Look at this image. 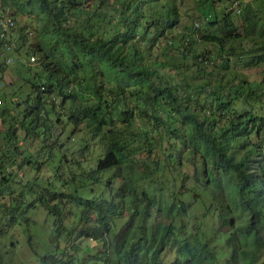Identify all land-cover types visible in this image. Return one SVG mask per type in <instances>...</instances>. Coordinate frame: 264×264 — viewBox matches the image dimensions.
<instances>
[{
  "label": "trees",
  "instance_id": "trees-1",
  "mask_svg": "<svg viewBox=\"0 0 264 264\" xmlns=\"http://www.w3.org/2000/svg\"><path fill=\"white\" fill-rule=\"evenodd\" d=\"M217 2L198 0L197 6L207 24L219 23L221 31L206 32L203 25L196 37L182 32L167 39L169 46L177 40L183 53L195 52L203 75L193 79L184 72L172 83L167 78L171 64L152 54L156 41L178 20L171 0H0V15L12 18L5 28L0 23L5 32L0 71L11 55L15 69L27 72L22 78L29 87L25 108L15 121H6V138L16 148L22 137L40 139L48 157L50 148L62 147L63 135L72 141L70 154L61 152L57 170H50L56 180L55 190L49 191L53 202L41 200L56 225L54 250L38 256V264H264V143L258 141L264 132V89L257 91L254 85L260 82L244 76L236 81L204 73L209 62L213 73L215 67L264 59V41H257L262 49L240 44L230 57L222 55L225 38L238 34L229 33L235 26L229 11L217 18ZM209 8L211 16L205 12ZM237 13L246 33L264 31V13L250 1ZM193 41L200 46L190 45ZM6 103V93L0 94V117L9 113ZM91 139L102 151L92 169L78 175L73 168L83 169L82 151ZM75 144L80 156L73 154ZM183 157L193 165L189 182L188 173L176 184L161 177L168 169L177 170ZM63 161L71 167L64 177ZM139 163L141 175L123 174L124 168L136 173ZM45 165L39 162L37 168ZM116 177L122 180L117 186ZM9 178L2 175L0 181ZM68 180L79 184L62 193L59 186ZM97 183L109 187L108 195L91 194ZM7 193L0 188V198ZM196 198L205 206V220L190 226ZM65 199L80 206L85 226L63 225L60 201ZM0 205L1 232L18 219L5 218L10 210ZM124 210L130 223L117 230L114 222ZM214 221L226 229L211 227ZM75 233L81 242H102L101 248L81 257L73 251L75 244L59 246L57 238L69 240Z\"/></svg>",
  "mask_w": 264,
  "mask_h": 264
},
{
  "label": "rangeland",
  "instance_id": "rangeland-1",
  "mask_svg": "<svg viewBox=\"0 0 264 264\" xmlns=\"http://www.w3.org/2000/svg\"><path fill=\"white\" fill-rule=\"evenodd\" d=\"M247 1H250V3L257 9L260 8V12L264 13V0H220V2H217L216 4L218 6L217 18L220 19L224 12L229 11L233 15V24L235 25L234 28L232 25V29L229 33L238 34V36L232 38H225L224 50L221 52L222 55H228L230 57L234 47H238L240 44L246 49H262V44H259L257 41H264V31L259 33L257 30L250 29L246 33V30L242 25V17L237 13L238 8H241V6L247 3ZM171 2H174L177 13L176 17L178 20L173 27L165 30L163 39L156 41L152 48V54L171 64L172 67L167 68L163 66V69L167 68V78L172 80V83L175 82V80L182 79L184 72L193 76V79L201 78L203 75L199 72V63L192 56L195 52L188 50L183 53L181 52V49L176 48V43L178 42L177 40H175L174 46H169L166 45L167 39L173 35L180 37L182 32H185L184 35H188L189 37H196L201 31L203 25V30L206 32H219L221 31V28L219 27V23H214L213 25L207 24L206 18L198 9V0H171ZM205 12H208V16H211L213 8H209L208 10H205ZM214 12L216 13L215 10ZM260 16V18L264 20L262 14ZM19 19V21H21L20 23L24 21V18L22 17ZM190 45L200 46V42L193 41ZM210 47L211 49H214L213 44H211ZM14 64L15 61H12V63L10 62L7 64L3 71H0V94L2 95L3 93H6L7 103L5 105L9 107V113L1 116L2 118L0 117V145H4L0 146V178L2 175L7 174H10L11 177L5 182L0 181V188L8 192L5 198H0V204H7V206L4 205V207L9 208L10 210V213H7L8 210L6 211L5 218H13L12 216H17L18 220L8 229L5 226H2L3 230L0 232V264H38V256L43 255L45 252H52L54 250V244L51 237L55 233L54 226L56 225L55 216L47 212L46 207L41 200H49L50 202H53V199L49 198V191L55 190L54 183H56V180L49 177L50 170H53V168L57 170L61 161V152L67 153V156L68 153L70 154L72 141L68 139L67 135H65V137L63 135L61 137V141H63L62 147L60 149L58 147H53L52 149L50 148L49 150L52 153H50V156L48 157L45 153L46 151H42V147L40 148L42 141L40 139L33 140L30 136L23 139L24 137L22 136L24 135V131L20 127L17 134L20 133L22 138L19 137L20 140L17 142L18 148H16L14 144L6 138L3 132L5 129L4 127L7 126L6 121L9 119L15 121V117L20 115L21 110L26 106L24 98L26 91L29 90L28 84H26L24 82L25 80L22 78V76L25 77L27 75V72L22 69H19V71L21 70L20 72L17 71ZM241 64L242 66L237 62L232 66L215 67L216 71L211 73L208 72V70L212 67L211 62H209L204 66V73L206 76L212 75L213 77L215 75H219L224 80L234 76L236 81L239 80V76H244L249 82H260V84L254 85L257 91L264 89V59L257 61L256 63L251 62V64L244 65V63L241 62ZM17 100L19 101L18 103H16ZM243 108L244 106L241 104L238 106V109L242 110ZM259 109L260 108H257V110ZM261 111L264 113V104L261 106ZM1 119H5V121ZM68 128L70 129L71 126H68ZM79 140L77 142H79ZM96 141L97 139H91L87 142L89 146H86L88 148L86 150L83 149L82 151L84 161L82 165L84 167L83 169L79 166L74 167L73 169L74 171L76 170V174L79 175L83 171L86 174L87 171L92 169V165H95V158L102 151V146L100 144H96ZM258 141L264 143V132L261 133ZM9 145L10 148L7 151L6 147ZM73 149L74 156L81 155V152L79 151L80 148L78 149V144H75ZM47 152L49 153V151ZM24 159L29 160L30 162L26 163L24 162ZM42 161H45V163L48 162V165L43 166L41 170H39V168H37V164ZM62 164L61 170L63 171L64 177L65 172H70L71 167L68 163H66V161H63ZM178 165L177 170L172 168L168 169L165 173L161 174V177L169 179V182L172 184H176L184 178L186 173H188L189 178L187 179V182H189L193 175V165L191 164V161L188 158L183 157L182 160L178 162ZM142 167V164L139 163V169H137L136 173L129 172L128 170L126 171V168H124L123 174L125 173L129 176H135L138 173L141 175ZM105 177L106 174H103V178ZM55 178L58 180L57 177ZM173 179H175L176 182H174ZM67 182L68 184H66V186H59L62 193L71 192L75 185L79 184L78 180H68ZM120 182H122L121 178L116 177L113 184L117 186ZM108 188L109 187L106 185L97 183V186H94L93 191L91 190V194L96 195L105 193V195H108ZM196 188L197 190H200V186H197ZM112 192L113 191H111V193ZM202 194L205 199H208L204 192H202ZM66 199L69 200L70 197L66 196ZM66 199L65 201H60L63 212V225L69 228H73L76 225L80 226V224L85 226V221L80 222V206L75 205ZM2 208L3 206L0 205V211ZM191 212L195 214V216L192 214L190 226L203 225L204 223H201L205 220L202 215L205 213V206L199 198L193 200ZM154 215L155 212H152L150 218L147 220V223L152 221ZM2 216L3 215L1 214L0 220L2 219ZM24 216H27V220L22 218ZM128 220V213L124 210L123 214L117 217L114 222L116 226L115 229L120 230L126 227V224L130 223ZM1 223L4 222L2 221ZM211 227H220L224 230L226 229V226H221L219 221H214ZM57 241L61 247L67 244H69V246L75 244L76 248L73 251L77 252L81 257L82 255L84 257H89V251L94 252L102 246V242L95 240H89L88 243L81 242L79 238L76 237V233L73 234L69 240H67L63 235L57 238ZM6 245L11 246L6 247ZM168 256L169 253L167 257Z\"/></svg>",
  "mask_w": 264,
  "mask_h": 264
},
{
  "label": "built area",
  "instance_id": "built-area-1",
  "mask_svg": "<svg viewBox=\"0 0 264 264\" xmlns=\"http://www.w3.org/2000/svg\"><path fill=\"white\" fill-rule=\"evenodd\" d=\"M0 23L3 24V28H5L8 24H12V18L7 16V15H5V14H2V15H0ZM4 34H5V32L3 30H2V32L0 31V36H3ZM2 45H3V41L0 42V48L3 47ZM1 53H5V50L0 52V57H1ZM35 57L36 56L34 54H32L30 56V59L34 60ZM5 59H6L7 62H11L12 61V56L8 54L7 56H5Z\"/></svg>",
  "mask_w": 264,
  "mask_h": 264
}]
</instances>
